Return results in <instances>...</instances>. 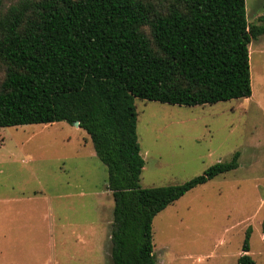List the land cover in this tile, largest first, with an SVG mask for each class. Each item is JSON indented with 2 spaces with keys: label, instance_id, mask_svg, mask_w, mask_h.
Segmentation results:
<instances>
[{
  "label": "trees",
  "instance_id": "obj_1",
  "mask_svg": "<svg viewBox=\"0 0 264 264\" xmlns=\"http://www.w3.org/2000/svg\"><path fill=\"white\" fill-rule=\"evenodd\" d=\"M0 0V127L66 121L108 169L112 264H158L153 220L239 166L237 151L183 183L142 188L136 98L185 106L252 95L245 0ZM149 28L150 35L145 31ZM264 239V222L262 226ZM249 227L237 264H257Z\"/></svg>",
  "mask_w": 264,
  "mask_h": 264
},
{
  "label": "rangeland",
  "instance_id": "obj_2",
  "mask_svg": "<svg viewBox=\"0 0 264 264\" xmlns=\"http://www.w3.org/2000/svg\"><path fill=\"white\" fill-rule=\"evenodd\" d=\"M245 2L248 22L264 25V0ZM250 67L248 98L195 106L135 100L142 188L183 183L240 152L236 169L154 218L158 264H237L249 227L250 254L264 264V34L250 43ZM5 74L0 64V83ZM107 178L75 123L0 127V264H112Z\"/></svg>",
  "mask_w": 264,
  "mask_h": 264
},
{
  "label": "water",
  "instance_id": "obj_3",
  "mask_svg": "<svg viewBox=\"0 0 264 264\" xmlns=\"http://www.w3.org/2000/svg\"><path fill=\"white\" fill-rule=\"evenodd\" d=\"M79 124H80V123H79L78 121L75 122V125L79 126Z\"/></svg>",
  "mask_w": 264,
  "mask_h": 264
}]
</instances>
